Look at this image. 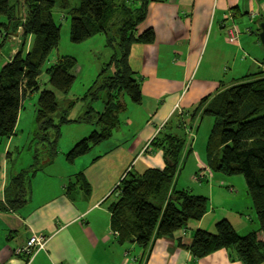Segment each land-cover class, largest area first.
Returning <instances> with one entry per match:
<instances>
[{
	"label": "crops",
	"instance_id": "obj_1",
	"mask_svg": "<svg viewBox=\"0 0 264 264\" xmlns=\"http://www.w3.org/2000/svg\"><path fill=\"white\" fill-rule=\"evenodd\" d=\"M263 18L264 0L150 1L139 31L152 28L154 41L136 44L131 54L138 62L140 104L129 101L125 105L118 115V127L99 144L98 156L89 160V153L84 155L80 167L75 164L79 159L68 165L59 156L62 160L31 177L32 191L21 209L0 211V264H243L231 246L203 258H195L188 249L197 230L213 233L221 219L228 220L239 235L258 230L242 178L214 174V179L197 184L195 191L207 199V211L187 224L184 233L189 230V235L184 240L178 239L179 230L173 237L152 239L146 248L129 241L118 243L110 231L109 207L115 187L129 167L141 173L164 166L162 151L150 150L148 145L166 130L182 134V126L166 128L174 113H191L203 98L209 102L235 80L264 72V48L255 34ZM224 26L240 30L237 44L225 39ZM21 30L9 35H17L14 41H5L0 35V69L10 60L3 50L10 52L14 44L19 49L24 46L25 52L31 48L32 38L23 42ZM104 38L100 34L90 39L104 44ZM195 118L202 123L199 115ZM193 119L190 127L196 126L197 131L201 124ZM20 121L19 111L14 134L0 138V203L11 174L24 168L21 163L13 164L12 156V147L17 153L20 150L21 143L13 144L19 140L16 128ZM73 125L67 130L69 146L60 149L62 152L91 129L85 128L90 124ZM183 127L187 129L188 122ZM54 163L61 167L58 173L51 170ZM226 186H232L234 193ZM32 235L46 243L27 263L16 249Z\"/></svg>",
	"mask_w": 264,
	"mask_h": 264
},
{
	"label": "trees",
	"instance_id": "obj_2",
	"mask_svg": "<svg viewBox=\"0 0 264 264\" xmlns=\"http://www.w3.org/2000/svg\"><path fill=\"white\" fill-rule=\"evenodd\" d=\"M150 1L0 0V35L3 39L7 41L18 28H22L23 42L29 36L32 38L27 52L24 46L20 47L0 69V138L8 139L14 134L24 98L37 94L34 105L38 126L36 145H41L40 150L35 147L33 161L27 170L22 168L11 174L0 211H16L28 202L31 193L29 178L54 161L63 125L85 123L94 128L65 154L66 160L73 162L116 130L118 115L126 108L125 96L130 102L140 104L138 62L131 59V54L136 44L154 41L152 28L138 29ZM117 3L120 6H116ZM114 10L123 15L116 38L119 57L114 55L110 63L101 64L99 74L82 97L68 101L64 108H60L55 92L64 96L70 93L76 80L74 69L77 62L69 55H60L55 60L49 58L59 43L61 23L58 21H68L70 41L79 44L93 36H106L111 27L109 23L115 24L112 22ZM135 12H139V16L134 18ZM257 31L258 27L255 34ZM110 64L113 73L105 74L100 89L104 90L105 97L101 98L97 82ZM42 75L47 77L46 82L40 80ZM98 100L103 102L102 112L93 111L91 107V103ZM77 101L84 102L85 111L73 120L69 110ZM198 115L201 118L208 115L213 120L205 144V165L222 176L242 178L259 228L239 235L228 220L221 219L213 233L197 230L188 249L195 258H203L231 246L243 264H261L264 262V72L235 80L209 102L203 98L191 113H174L166 125L182 124L184 130V123L188 122L190 127L189 121ZM148 146L150 150L162 151L164 166L148 168L141 173L130 167L114 190L118 196L109 207L110 231L114 239L118 243L129 241L142 248H146L152 239L173 237L207 211L205 197L174 186L190 159L187 153L183 154L186 138L166 130L153 137ZM167 184H170L169 195ZM156 197L162 205L155 201ZM37 249L34 247L33 252L41 250Z\"/></svg>",
	"mask_w": 264,
	"mask_h": 264
},
{
	"label": "rangeland",
	"instance_id": "obj_3",
	"mask_svg": "<svg viewBox=\"0 0 264 264\" xmlns=\"http://www.w3.org/2000/svg\"><path fill=\"white\" fill-rule=\"evenodd\" d=\"M119 4L120 3H117L116 6H120ZM56 14H59L58 10L56 11ZM134 14H135L133 16L134 18L137 15L139 16V12H135ZM113 15H114V18H113L112 22H114L115 24L109 23V24H111V25H109L111 27L108 29L106 36L101 34L102 36L105 37L104 39L106 40V41H104V46H101V43L98 41H95L94 39H91L88 42L85 41L81 44L80 43L79 44L72 43L70 41L69 32H68L69 31L68 21L65 19L62 21H58V23H61L60 24L59 43H58L57 49L50 55L49 58L55 60L60 55L61 56L69 55L70 57L72 56V58H74V59L76 58L75 60L77 62L76 67L74 69V75L76 77V80H75V82H74V84L70 90V93L67 96H64V95H61L60 93H58L57 91L55 92L57 99H58L57 103H58V106L60 108H64L68 101L76 100V99H79L80 97H82V95L87 91L88 87H90L92 85V81L95 80L97 75L99 74V72L102 68V66H100L101 64L103 65V64H105V62L110 63V61L112 59L111 57H114V55H117V57H119L120 52L117 48L118 45L116 42V38L118 36L117 35V29L119 28V25H120L119 22H120V20L123 19V15L119 11H116V10L113 11ZM145 17H146V15H145ZM55 18L57 19V17H55ZM140 25H141V23H140ZM112 32H115V33L113 34ZM90 50L92 51V53H90ZM106 67H107V69L104 71V74L100 77V80H98V82H97L98 83L97 92L100 91L102 93L101 98L105 97L104 90H100L102 88L101 84L104 80L105 74L106 73H108L109 75L112 74L113 69H114L113 65H111V64L106 66ZM40 80L46 82L47 77H45V75H42ZM48 88L50 90L52 89L50 86H48ZM36 97H37V94H33V97H27L23 100V106L20 109L21 121L17 125V128H16V132H17V135L19 136V140H15L13 142V144L21 143L19 152L17 153L15 150H13L14 148L12 147V151H13L12 156H13V159H15L13 164L16 162L21 163V165L25 169L33 161V151H34L35 147H38L39 150L41 149V145L40 146L36 145V137H37L36 133L38 131V126H37V122H36V114H35L36 111L34 108ZM100 100H102V99H100ZM100 100L91 103V107H92L93 111L97 110L98 112H102V110H103V104L102 103L103 102ZM128 102H129V100L125 96L124 101H123L124 105L127 104ZM124 108L125 107H123V109ZM83 111H85L84 102L77 101L75 103V105L69 110L70 118L73 120L77 119L80 115L83 114ZM90 112H92V111H90ZM194 120H196V118H194L192 121H194ZM202 120H201L202 123L200 122V120L199 121L196 120V123L198 121V123L200 122V124H201V126L198 128L197 131H196V126L193 129L194 125H192V127H188L187 129L182 130V136H184L186 138V148H185L183 154L187 153L190 156L189 160H191L193 158L196 162L194 161V162H191L190 164L188 162H187L188 164L186 163L187 168H182V170L180 171V174H179L178 179H177L176 187H177V189H182V188L187 189L193 195H197V192L195 191V189L198 188L197 184H201V183H204L206 181H209V180H211V178L214 179V174L221 175V174L214 173V172L210 171V169L205 165L206 164L205 163L206 162L205 144H206L207 138L209 136V133L211 131L213 120H212V117H210L208 115L203 116ZM189 123H190V121H189ZM191 124H192V122H191ZM70 125H73V123L72 124H65L60 128V136L58 139V154L55 157L53 162H57V160L63 159L64 162H66L68 165H71V162H68L65 158V154L69 150H67L66 152H62L63 151L62 149H67V147L69 146V141L66 139H67V137H69V132H67V130H69L68 127ZM181 125L182 124L171 123V124L167 125V127L170 126L171 128H176V127H181ZM89 127L91 129L87 135H89V133L92 131V129H94L90 125H85V128L89 129ZM70 136H72V132H70ZM86 136H83L81 138H84ZM192 144H193V146H192ZM190 148H192V150ZM190 150H191V153H190ZM99 152H101V151H100L99 144H98L96 146H93L89 150V152H88L89 154L87 153L88 155H86V154L85 155L89 156L87 159L91 160L92 157L98 156L96 154ZM59 156H61L62 159H60ZM84 158H85L84 155L75 158V159H79L78 161L76 160L77 163L75 162L76 166L80 167L79 166L80 160L84 159ZM196 164H197V166H195ZM12 168H14V167H12ZM60 169H61V167L58 165H55V163H54L53 167L51 168V170L54 173H58L60 171ZM27 176L28 175L26 174L25 177H27ZM29 179H30V186H31V178H29ZM73 180L75 181V178H72L71 181H73ZM118 184H117V186H118ZM169 185H168L169 190H167L168 195L171 193ZM116 187H115V189H116ZM227 188H228L230 193H234V188L232 186H228ZM31 191H32V188H31L30 192ZM229 195H231V194H229ZM155 201H157V202L159 201V204L162 205L160 203V199L158 197H156ZM184 232H185V230H180L179 237H181L182 240H184V238L187 235H189V230L187 231V233H184ZM25 261L28 262V260H25Z\"/></svg>",
	"mask_w": 264,
	"mask_h": 264
},
{
	"label": "built area",
	"instance_id": "obj_4",
	"mask_svg": "<svg viewBox=\"0 0 264 264\" xmlns=\"http://www.w3.org/2000/svg\"><path fill=\"white\" fill-rule=\"evenodd\" d=\"M226 32H227V34H226L227 39H230L234 43H236L237 36H238L237 35L238 29L236 27L227 28ZM43 239L44 238H42L38 235L30 236L24 245H22L16 249V254L22 256L24 258V260H28V262H29L31 260V258L34 256V254L36 253V252H33V248L37 246L38 249H42L44 247L46 242L43 241Z\"/></svg>",
	"mask_w": 264,
	"mask_h": 264
},
{
	"label": "water",
	"instance_id": "obj_5",
	"mask_svg": "<svg viewBox=\"0 0 264 264\" xmlns=\"http://www.w3.org/2000/svg\"><path fill=\"white\" fill-rule=\"evenodd\" d=\"M258 29L259 31H257V37H258V41L261 44V46L264 48V19H262L259 23H258ZM17 37V35H15L14 37H10L8 38V41H14V39ZM19 51V44H14L13 48L10 50V52H7L6 50H3L2 52L6 55V58L9 60L13 57V55Z\"/></svg>",
	"mask_w": 264,
	"mask_h": 264
},
{
	"label": "bare ground",
	"instance_id": "obj_6",
	"mask_svg": "<svg viewBox=\"0 0 264 264\" xmlns=\"http://www.w3.org/2000/svg\"><path fill=\"white\" fill-rule=\"evenodd\" d=\"M253 16H254V15H253ZM263 19H264V18H263ZM144 20H145V19H144ZM144 20H143V21H144ZM139 26H140V25H139ZM139 26H138V29H139ZM227 28H228V27H225V26L223 27V31H224L223 33L225 34V39L227 38V37H226V34H227L226 31H227ZM239 34H240V30H238V32H237V35H239ZM93 37H94V36H93ZM238 37H239V36H238ZM91 38H92V37H91ZM89 39H90V38H89ZM90 40H91V39H90ZM227 41H228V42H231V43L234 44V42H233L232 40H230V39H227ZM99 42L101 43V46H102L103 41H99ZM237 43H238V40L236 41V44H237ZM103 46H104V44H103ZM44 168H45V167H44ZM44 168H43V169H44ZM21 169H22V168H21ZM114 194H115V197L118 196V193H114Z\"/></svg>",
	"mask_w": 264,
	"mask_h": 264
}]
</instances>
